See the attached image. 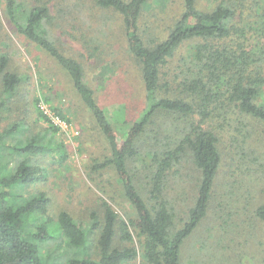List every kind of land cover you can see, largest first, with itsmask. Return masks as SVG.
Segmentation results:
<instances>
[{
    "label": "trees",
    "instance_id": "16d2710c",
    "mask_svg": "<svg viewBox=\"0 0 264 264\" xmlns=\"http://www.w3.org/2000/svg\"><path fill=\"white\" fill-rule=\"evenodd\" d=\"M148 1L97 0L100 7L123 15L128 49L140 66L145 88V114L120 140L95 91L85 81L83 65L66 55L45 28L44 23L52 20L49 7H33L21 21L17 0H6L16 29L70 75L111 149V155L94 161L91 169L115 171L136 216L129 221L120 219L104 202L101 228L96 213L88 231L68 211H61L54 220L48 214L49 197L32 185L45 179V167L39 161L43 155L54 150L60 159L67 157L63 143L53 148L57 128L41 111L40 116L49 123L42 131L25 135V125L18 123L2 129L0 112V264H133L139 257L140 264H182L183 246L207 215L222 164L212 121L235 115V119L264 123V0H220L208 10L197 6L198 0H184L181 17L167 37L154 44L145 41L140 25ZM186 44L192 49L187 57L179 51ZM177 56L175 72L170 69L165 76L163 69ZM8 61L6 55L0 56L4 95L14 93L21 82V76L6 70ZM161 113L190 121L189 132L170 149L163 144L162 149L151 150L155 169L144 197L129 162L140 153L147 124ZM184 147L189 149L200 178L194 204L183 218L166 188L169 172L187 151ZM255 214L264 222V203ZM177 219L182 221L180 226ZM98 228L94 249L91 235ZM134 232L139 247L133 243ZM117 238L129 245L117 246Z\"/></svg>",
    "mask_w": 264,
    "mask_h": 264
},
{
    "label": "rangeland",
    "instance_id": "374dc122",
    "mask_svg": "<svg viewBox=\"0 0 264 264\" xmlns=\"http://www.w3.org/2000/svg\"><path fill=\"white\" fill-rule=\"evenodd\" d=\"M219 1L198 0L197 6L208 10ZM17 3L21 21L33 7L41 4L49 7L52 20L44 26L51 39L83 65L85 81L95 91L122 140L147 109L140 66L128 49L123 15L100 7L97 0H17ZM183 12L184 0H149L140 21L145 41L154 44L165 39ZM179 51L185 57L192 53L187 44ZM1 55L9 59L6 70L21 76L11 95H4L0 76L2 129L18 123L25 125V135L42 131L49 124L40 116L43 104L70 124L67 131L57 129L53 140V148L64 144L67 157L60 159V153L54 150L43 155L39 161L45 167V179L32 185V189L49 197L48 214L57 220L61 211H68L87 231L93 213L98 215L99 228L103 225L104 202L112 206L120 219L134 218L135 209L127 201L115 171L91 169L94 161L101 162L111 155L109 142L94 115L63 66L16 29L7 13L6 0H0ZM179 58H173L163 69L165 76L170 69L175 72ZM235 117L212 121L219 137L222 164L207 215L183 246L182 264H264V222L255 214L256 208L264 203V123ZM189 122L161 113L147 124L140 153L129 162L144 197L151 188L155 169L151 150L162 149L163 144L169 149L174 147L189 132ZM184 149L187 151L182 154V162L168 174L166 188L178 216L183 218L194 204L200 178L189 149ZM181 222L177 219L178 226ZM99 228L91 235L94 249ZM133 243L139 247L136 232ZM125 244L128 243L116 239L117 246ZM93 257L98 259L99 255ZM141 261L139 257L133 264Z\"/></svg>",
    "mask_w": 264,
    "mask_h": 264
},
{
    "label": "built area",
    "instance_id": "2783aa9c",
    "mask_svg": "<svg viewBox=\"0 0 264 264\" xmlns=\"http://www.w3.org/2000/svg\"><path fill=\"white\" fill-rule=\"evenodd\" d=\"M42 112L43 114H45L47 116V118L49 119V121L59 130H69L70 128V124L68 122V120H66L65 118H63L62 116H60L59 114H56L54 112H52L48 106H46L45 104H43L42 106Z\"/></svg>",
    "mask_w": 264,
    "mask_h": 264
}]
</instances>
